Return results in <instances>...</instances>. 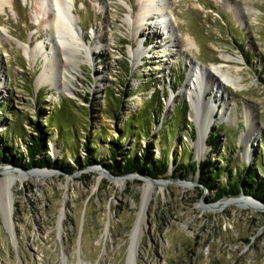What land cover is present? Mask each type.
<instances>
[{
  "label": "rangeland",
  "instance_id": "1",
  "mask_svg": "<svg viewBox=\"0 0 264 264\" xmlns=\"http://www.w3.org/2000/svg\"><path fill=\"white\" fill-rule=\"evenodd\" d=\"M0 1V181L23 177L10 222L0 208V264H128L145 203L133 264H264V204L242 193L211 203L197 183L201 164L223 170L222 182L253 171L264 178V0H159L166 19L155 12L138 33L142 0H68L81 58L72 94L36 86L43 61L23 53H50L43 12L56 15L55 6ZM220 65L239 90L193 76L194 67ZM30 122L50 133L36 159L76 167L77 157L83 169L15 167L7 147L27 163ZM116 139L124 151L148 147L177 163L155 182L113 178L105 165ZM90 155L99 163L88 165ZM192 162L195 173L178 167Z\"/></svg>",
  "mask_w": 264,
  "mask_h": 264
},
{
  "label": "bare ground",
  "instance_id": "2",
  "mask_svg": "<svg viewBox=\"0 0 264 264\" xmlns=\"http://www.w3.org/2000/svg\"><path fill=\"white\" fill-rule=\"evenodd\" d=\"M40 2L46 7H49L52 4L57 9V14L54 16L51 13L49 14V11L43 12V14L46 16L45 22L48 23L50 29V35L48 34V37L50 39L49 40L47 39L48 40L47 42L49 43L48 46H50L51 51L48 54L42 53V50L39 48V46H37L33 49L34 53L33 51H30L28 48H23V53L24 55H26L29 58H32L33 60L36 57H39L43 61V68L41 70L40 75H38L36 79V86H41L43 84L48 83L51 85L52 88H56V90L59 89L60 87L64 93L72 94L75 91L74 83L77 80L76 69L77 67H79L81 58L78 49L75 48L77 47V44L75 43V32L73 31L75 29L72 28L70 24V20L68 18V16L71 18V10L69 7L70 3L68 1L66 2L65 5V0H40ZM0 3H1L0 4L1 7L5 6L6 4L5 1L3 2L0 1ZM161 6L162 5L159 6V0L141 1V4L139 5V9H138V14L135 18V21L133 22L137 33L141 29V26L143 25V21L148 19L155 12L158 13L160 18H164V20L166 19L165 17L166 12L162 10L163 8H161ZM65 10H67L66 12L68 16L64 13ZM170 13L172 14L171 11ZM166 31L169 33V29H167ZM77 35L78 34H76V38ZM184 43L186 44L185 46L187 47V49H190L191 47L195 46V42L193 41V39L189 38L188 36H186ZM76 52L78 54H76ZM49 54H51L50 57ZM140 56L141 53L136 59H138ZM197 67H194L192 69L193 76L197 78L199 77L200 79L206 76L205 83L207 85L198 81L196 78L195 82L197 83V85L196 87L195 86L193 87L195 90L199 89L201 91V87L203 89V86L205 87V85L208 86L210 84L215 85L219 89L221 88L223 89L226 87L231 88V86H233L234 90L240 89L238 85V81L237 80L233 81V79H231L230 77V72L228 70H224L223 66L221 65L211 66L209 69L202 68L201 66L200 67L197 66ZM0 74H1V64H0ZM1 78L2 76H0V86H1ZM210 125L211 124H209V122L207 121L206 122L207 129L210 127ZM202 158L203 156H198V159H202ZM22 178H23L22 176L18 177L14 175H6L0 181V208L6 223L10 222L13 216L14 185L16 181H18V179H22ZM125 179L129 180V178H119V180H125ZM153 188L154 186L152 184H146L144 187V193H147V191H152ZM145 210H146V203L145 205L142 206L137 218V222L135 224V228L133 229V232L130 235L132 245L129 249L127 256L128 264H133L135 256L137 255L138 241L143 232L142 225L144 223L143 214L145 213ZM63 217H64V213H61L59 223L61 222Z\"/></svg>",
  "mask_w": 264,
  "mask_h": 264
},
{
  "label": "trees",
  "instance_id": "3",
  "mask_svg": "<svg viewBox=\"0 0 264 264\" xmlns=\"http://www.w3.org/2000/svg\"><path fill=\"white\" fill-rule=\"evenodd\" d=\"M156 99L159 101L158 97ZM30 125L35 130L36 136L30 137L28 142L29 145L26 146L25 155L28 158L27 163L24 164L22 157H17L18 153L12 148L7 147L10 151L7 158L15 167H23L25 169L36 167L51 168L53 164V167L59 168V170L67 175H72L78 169H83L84 166L81 164L83 162H81L77 157L73 158L77 168L68 163H65V165H62L60 162L53 163L51 158L46 155H44L41 159H36L37 155H39L42 150L47 151L46 140L49 139L50 133L48 132L47 127L41 125V123L30 122ZM1 142L6 143L3 138ZM85 148L89 153L93 151V149L88 148V144ZM108 150L109 153L107 158L109 162L105 165V169L111 177H122L137 174L141 177H149L153 180L167 179L166 174L170 163H177L176 159L170 161L166 158V156H162L160 159H154L153 154L149 151L150 148L148 147L138 155L134 154L131 149L124 151V146L123 144H120L119 139L112 141ZM12 151L14 153H12ZM18 155L22 156V154ZM1 157L2 154L0 153V161ZM88 157L89 158L85 160L88 165L99 163L93 155ZM117 157H120V159H117ZM178 167L185 170V174L188 172H196V165L193 162L185 165H179ZM199 168V179L197 183L200 188V193H203L204 190L212 192L213 198L211 203L220 201L223 198H235L242 193L264 204V178H257L254 171L238 178L227 176L224 182H222L221 176L223 170L212 167L209 164H201ZM224 171L229 172L228 170ZM180 178L184 179L185 177L182 176Z\"/></svg>",
  "mask_w": 264,
  "mask_h": 264
},
{
  "label": "water",
  "instance_id": "4",
  "mask_svg": "<svg viewBox=\"0 0 264 264\" xmlns=\"http://www.w3.org/2000/svg\"><path fill=\"white\" fill-rule=\"evenodd\" d=\"M134 175H136V176H138V177H141V176H139V175H137V174H134ZM127 176H131V175H127ZM127 176L115 177V178L119 179V178H124V177H127ZM113 178H114V177H113ZM141 178L148 179V180H151V181H153V182H155V181H159V180H153V179H151V178H149V177H141Z\"/></svg>",
  "mask_w": 264,
  "mask_h": 264
}]
</instances>
